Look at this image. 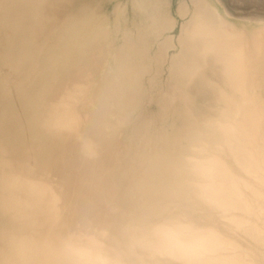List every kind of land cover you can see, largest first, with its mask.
<instances>
[{
  "label": "bare ground",
  "instance_id": "1",
  "mask_svg": "<svg viewBox=\"0 0 264 264\" xmlns=\"http://www.w3.org/2000/svg\"><path fill=\"white\" fill-rule=\"evenodd\" d=\"M240 1H181L164 39L168 1L131 0L116 46L81 0H0V264H264V0Z\"/></svg>",
  "mask_w": 264,
  "mask_h": 264
},
{
  "label": "rangeland",
  "instance_id": "2",
  "mask_svg": "<svg viewBox=\"0 0 264 264\" xmlns=\"http://www.w3.org/2000/svg\"><path fill=\"white\" fill-rule=\"evenodd\" d=\"M168 1V8L166 9V11L169 13V18H171V19H174V26H173V28L170 30V31H168V32H166V34H165V38L164 39H166V38H173V39H175L176 38V36H178V34H179V32H180V25L182 24V19L179 17V15L177 14V8H178V6H179V4H180V2L181 1H183V0H167ZM247 1H250V0H245V2L244 1H240L241 3H242V7H243V11L245 12L246 11V13L247 12H249V11H251V6L249 5V2H248V5H247ZM80 3V2H79ZM245 3V4H244ZM244 4V5H243ZM73 3L68 7V9H66V10H71L72 8H73ZM87 5V8L88 9H91L92 10V12L93 11H96L97 13H99L103 18H105L107 21V29H110V33H112V30H111V28H112V24H113V22H115L116 21V18L113 16L114 15V10H115V8H116V6L119 8V9H121V11H123L124 12V14L126 15H124L126 18H124V21H126V23H127V27L128 28H130L132 31L135 29H141V27H140V23H141V21H142V13H141V11L140 10H137L136 11V8H134L132 5H131V0H81V8L83 9L84 8V6H86ZM98 5V6H97ZM130 5V6H129ZM75 6H78V3H77V5L75 4ZM241 7V8H242ZM248 8V10L246 9V8ZM245 8V9H244ZM84 10V9H83ZM254 10V9H253ZM136 11V12H135ZM166 12V13H167ZM84 13H85V11H84ZM83 13V14H84ZM139 13H141V14H139ZM167 13V14H168ZM82 14V15H83ZM172 15V16H171ZM85 16V15H84ZM113 19H114V21H113ZM123 21V22H124ZM130 25V26H129ZM123 27L125 26V25H122ZM175 27V28H174ZM172 31V32H171ZM135 32V31H134ZM133 32V33H134ZM121 34H115V33H112V38H111V40L113 41V44H115L116 46H119V45H122L123 43H124V39H123V33L122 32H120ZM174 34V35H173ZM120 37V38H119ZM161 40H159V42H160ZM116 42V43H115ZM158 42V43H159ZM153 48V53L155 52V50H156V47H157V45H156V42L153 44V46H152ZM174 53V50H172V51H170V54H173ZM157 78L155 79V81H154V85L152 86V88H153V90H152V92H153V95H154V97H156L157 96V92H158V90H159V88H160V86H161V84H162V81L160 80V78H159V75L158 76H156ZM160 85V86H159ZM151 108H155L154 107V104H153V106L151 107V106H149V109H151Z\"/></svg>",
  "mask_w": 264,
  "mask_h": 264
}]
</instances>
